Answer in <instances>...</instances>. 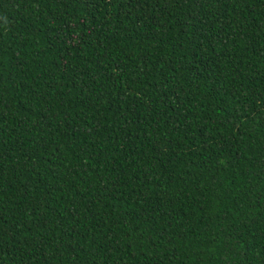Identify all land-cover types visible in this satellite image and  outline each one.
Instances as JSON below:
<instances>
[{"label":"trees","instance_id":"obj_1","mask_svg":"<svg viewBox=\"0 0 264 264\" xmlns=\"http://www.w3.org/2000/svg\"><path fill=\"white\" fill-rule=\"evenodd\" d=\"M0 264H264V0H0Z\"/></svg>","mask_w":264,"mask_h":264}]
</instances>
